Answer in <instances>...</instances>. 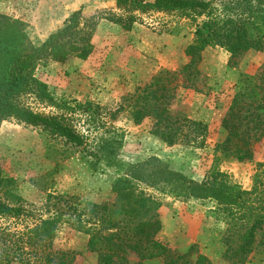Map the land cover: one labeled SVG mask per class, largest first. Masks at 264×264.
<instances>
[{"label": "trees", "instance_id": "trees-1", "mask_svg": "<svg viewBox=\"0 0 264 264\" xmlns=\"http://www.w3.org/2000/svg\"><path fill=\"white\" fill-rule=\"evenodd\" d=\"M116 8L141 13L178 12L195 22L193 40L184 50L188 62L174 72H157L143 87L124 96L122 103L130 108L134 124L152 119L150 134L167 145L203 144L207 124L172 110L177 90H198L195 82L203 76L197 66L207 47L226 50L229 66L246 52L263 48L264 0H116ZM81 11L71 12L63 26L39 44L30 41L21 20L0 13V123L12 118L74 145L84 143V137L62 118L33 111L20 101L29 92L51 101L46 85L34 75L39 62L62 63L71 56L86 59L92 53L97 22L91 19L82 23ZM122 108L121 104L117 110ZM220 126L224 138L215 144L214 164L201 180L186 177L156 157L119 164L116 152L121 143L107 137L100 138L94 150L100 160L120 168L111 186L112 201L85 202L72 194H48L43 212L35 215L18 202L0 199V264H75L79 252L52 245L58 227L64 223L86 235V247L96 254V264H125L129 252L136 255L137 264L147 260L213 264L194 245L179 252L158 240L161 202L139 184L183 201L214 203L226 224L223 240L228 264H245L254 251L264 254V172L255 175L249 189H243L217 167L221 159L251 160L254 144L264 137V64L253 74L240 75ZM10 183L0 172V188Z\"/></svg>", "mask_w": 264, "mask_h": 264}, {"label": "rangeland", "instance_id": "rangeland-1", "mask_svg": "<svg viewBox=\"0 0 264 264\" xmlns=\"http://www.w3.org/2000/svg\"><path fill=\"white\" fill-rule=\"evenodd\" d=\"M79 8L82 23L97 22L92 53L86 59L71 56L62 63L39 62L34 75L46 85L51 101L41 100L34 92L22 95L20 101L33 111L62 118L84 137V143L74 145L12 118L0 123V172L11 181L0 188V199L18 202L35 215L43 212L48 194H72L85 202L112 201L111 186L120 168L96 156L95 143L100 138L120 141L116 152L119 164L156 157L186 177L201 180L214 164L215 144L224 138L220 121L240 75L253 74L264 64V46L246 52L233 66L228 65L229 53L223 48H205L197 66L203 76L195 82L198 90L178 89L172 110L206 123L207 136L203 144L169 146L150 134L152 119L132 122L130 108L122 98L143 87L157 72H174L188 62L184 50L193 40L195 22L178 12L118 9L116 0H0V13L21 20L33 44L61 28L69 14ZM129 17L133 20L127 21ZM121 104L123 108L117 110ZM253 149L251 160L217 162V167L243 189H249L255 175L264 172V137ZM138 187L161 202L159 241L179 252L194 245L213 264H228L223 240L226 224L214 203L183 201L144 184ZM86 241V235L64 223L52 245L79 252L75 264H96V254L87 249ZM125 257V264L138 262L131 252ZM143 264L160 263L147 260ZM245 264H264V254L252 252Z\"/></svg>", "mask_w": 264, "mask_h": 264}]
</instances>
